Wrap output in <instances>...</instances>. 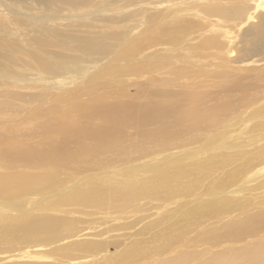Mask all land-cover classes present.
Instances as JSON below:
<instances>
[{"label":"bare ground","instance_id":"obj_1","mask_svg":"<svg viewBox=\"0 0 264 264\" xmlns=\"http://www.w3.org/2000/svg\"><path fill=\"white\" fill-rule=\"evenodd\" d=\"M85 1L91 9L80 1L69 3L71 16L62 17L73 28L67 35L57 27L46 34L34 26L28 35L32 42L26 43L18 31L0 28V86L18 88L0 89L15 101H0V202L25 213L23 199L37 195L46 198L44 206L70 205L87 215L83 226L72 219L59 223L20 214L3 227L0 243L14 247L36 238L33 245L39 248L9 255L8 261L264 264V0L215 2L203 13L191 8L195 0H152L140 9L130 7L137 0ZM165 5L169 10L160 11ZM252 23L257 24L247 28ZM211 25L237 27L247 39L242 47L228 33L197 39L196 32ZM129 27H137L139 36H130ZM21 40L33 47L24 48ZM190 49L193 53H182ZM190 59L204 62L205 70L179 64ZM233 62L243 71L246 67L247 74L234 78ZM221 64L231 65L220 75L233 79L228 84L213 69H226ZM162 69L172 77L168 83L193 81L192 91L129 92L127 80L141 76L155 85V73ZM211 79L216 81L212 88L220 89L209 106L206 97L213 89L202 86ZM248 120L252 124L241 132L249 135L236 136ZM196 143L156 160L151 156ZM205 180L211 181L198 197L210 201L187 209L170 227L163 225L172 213L162 211L157 220L131 232L148 237L121 240L110 234L135 229L145 204L167 207L172 199L181 201L201 189ZM94 215L100 226L114 223L99 229L95 239L81 240V231L94 228ZM53 227L62 234L51 233ZM72 238L78 240L69 242ZM61 240L67 241L43 250Z\"/></svg>","mask_w":264,"mask_h":264},{"label":"rangeland","instance_id":"obj_2","mask_svg":"<svg viewBox=\"0 0 264 264\" xmlns=\"http://www.w3.org/2000/svg\"><path fill=\"white\" fill-rule=\"evenodd\" d=\"M72 1L73 0H68V1L67 0H0V23H2V25L0 24L1 25L0 28L2 30H5V31H12V30L14 32L18 31L22 35V38H23L22 40L26 43L32 42L29 39V36L31 35V29L34 26H37L36 27L37 29L41 30L43 33H46V34L50 33V30L60 28V31L63 33V35H67L68 33H72L73 28L71 26L67 25L70 22L63 20L62 17L71 16V14H70L71 10L69 9V5H71V4H69V3ZM77 1H80V3H78V4H80L83 8L91 9L90 7L86 6V3L88 1L86 2L85 0H76V2ZM98 1H101V0H98ZM124 1H126V0H122L121 2L123 3ZM149 1H152V0H137V3H135V5H130V7H131V9H134V8L140 9V7L146 8L147 3ZM215 2L219 3L220 5H223L225 3H229V0H195L194 4L191 5V8L199 7L200 11H202V13H203V12H205V10L207 11V9L210 7H216L217 4ZM195 3H196V5H195ZM72 4H74V3H72ZM149 6H152V5H148V7ZM153 6H155V5H153ZM130 7H128V8H130ZM167 7H169V6L168 5H165V7L161 6L160 11H163V12L168 11L169 8L167 9ZM72 9H73V7H72ZM123 10H125V9H123ZM237 10H238V8H237ZM73 11L76 15L81 13V12H78V10H73ZM200 11L198 12V15L200 14ZM238 12H239V10H238ZM260 13H264V11L262 10ZM47 15H49V16H47ZM173 15L175 16V14H173ZM24 21H26L27 23L25 24ZM22 22H24V23H22ZM21 24H23L24 26ZM44 24H47V27L43 26ZM253 24H257V23L249 24L247 26V28L251 27ZM43 27L47 30V32H46V30H42ZM55 27H57V28H55ZM136 29H137V27H136ZM136 29L132 30L129 27L128 30H129V32H131L130 36H136V37L139 36ZM115 31L116 30H113L110 32H115ZM104 32H108V31L105 30ZM200 32H202V33H200ZM200 32H196V34L199 33L198 38H197L199 40H202V38L208 34L224 35V33H228L231 38L236 39L234 42L235 46H236V44H238L239 47H242V43L245 42V40L247 39V37L243 36L244 33L239 31L237 27H235V28L229 27L228 28V26H222V25H219V27H213V25H211L207 28L202 29ZM22 40L20 42L23 46H25L24 48L33 47L31 45H27V44L23 43ZM106 41H108V40H106ZM190 50H184V51H182V53L185 55H189V54L193 53V50H191V51ZM235 52H236V50H235ZM87 59H88V61H90L93 59V56H89ZM204 61H206V60H204ZM179 64L186 65L188 67H197L196 69H200V70L204 69L205 70V68L201 67V64H205V63L204 62H197V61H195V59L194 60L190 59L188 61H185V60L180 61ZM233 64L234 65H232L233 67L231 68V70H234V68H235V71H232L233 72L232 75H234V78H235V76L237 77V76H243L244 74H247L246 72L248 71V69L246 67L244 68V71H243L240 67H237L238 64H235V62H233ZM103 65H104V63L102 64V66ZM196 65H199V66H196ZM221 65H226V64H221ZM226 66H227V67H225L226 69L219 68V67H213V69H215V71H217L219 73V75H218L220 77L219 80L223 81V83L228 84V82H232L233 79H230V78L226 79L222 75L223 76V80H222L221 76H220L223 71H225L231 67V65H226ZM263 67H264V65H263ZM101 68L92 70L90 72V74L100 71ZM208 68L209 67L207 66L206 69H208ZM168 72H169L168 70L162 69L160 72L155 73V76H157V74H158L157 78L154 77L156 79L154 81L155 85L152 83L151 84L145 83L144 80L141 78V76H133V78L127 80V85H130L132 83V85L128 86V88L130 90L129 92L131 94L132 93L136 94L137 92L147 91L149 89L150 90H154V89L159 90V89H166V88L170 89V90H174V91H180V89H183L185 91L186 90L192 91V88H190L191 86H189V85L192 84L193 81H191V82L187 81L186 83H184V85H181V84H183V82H180V81H174L171 83L169 81V83H168L166 81V78H168V77L170 79L172 78ZM112 77H109L107 79H110ZM107 79H104L103 81H105ZM20 80H21V77L19 76L18 81H20ZM198 80H197V82H198ZM200 81H202V80H200ZM214 81H212V79H211V81L207 80L206 87H203V86H205V85H203V83H199V82L198 83L201 84V86L203 85L202 88L208 89V91H209V88L211 85H213ZM178 82H180V83H178ZM215 83H216V81H215ZM127 85L124 84V86H127ZM140 85H143L144 87L140 88ZM165 85H167V86H165ZM168 87H170V88H168ZM212 87L213 86H211V88ZM0 89H2V90L7 89V91H14V90H17L18 88L15 85L13 86L12 84H7L6 86H0ZM199 89H201V88H199ZM212 89L213 90H211V92H209L210 93L209 96L206 97L208 100L206 98L202 99V100L205 99L203 102H206V100H207L206 104H208L209 106L215 105V103L217 102L216 96L218 95L220 88H218V89L212 88ZM223 90L224 89H222L220 91H223ZM28 96L31 97V94H29ZM228 97H229V95H225L223 98L219 97L218 102L221 100H224ZM28 99H30V98H28ZM28 99H26V100H28ZM12 100L13 99H9V98L4 97L0 94V101H5V103H8L10 101L11 103L14 104L15 101H12ZM50 102L53 104V101H50ZM186 104L190 105V103L187 101H186ZM1 105L2 104H0V109L3 108ZM204 105L205 104L202 103L201 107H203ZM42 107H45V106H42ZM199 107H200V105H199ZM1 117H2V115H0V118ZM15 121L16 120L13 119L11 123H13ZM252 122H253L252 120H248L246 122L240 123V125H239L240 127L237 130V132H239V131L240 132L238 134H237V132H235L234 134H236V136H239V137H247L249 135V133L243 134L241 131L244 127H246V129H247V127L249 128V126L252 124ZM247 123L249 124V126ZM196 144H192L193 146L191 145L188 147H180V148L174 147V148H171L172 150L169 149L167 151L166 150L160 151V153L155 152V153H152L151 156L156 160L160 156H166V155L168 156V153L170 155V153L172 151H174V149L179 151V150L186 149V148H190V149L194 148V145H195V147L199 146L198 143H196ZM191 152L193 153V150ZM157 153L159 154V156ZM194 158H193V156H190L188 160H193ZM227 168L228 167H226L225 169H227ZM217 174H219V173H217ZM221 175H223L222 172H221ZM209 181H211V180H205L202 183L203 187L201 189L189 191L188 195H186V198L181 199V201L178 199H172V203L167 207H162V206L158 207L157 201L145 204V208L147 210L144 209L145 210L144 212L139 213V216L144 215V218L142 217V220L136 225L135 229H131V230L129 229L127 231L126 230H117V231H115L116 234L114 232H113L114 234L113 233H110V234L117 236V239L122 238L121 240L126 239V236L127 237L131 236L130 239L131 238L141 239L142 237L144 238V236L148 237L149 236L148 233L145 234L144 236L137 234L136 236L133 237L132 235L135 234L134 230L136 231V229L143 228V227H145V225H148L151 222L157 220L160 213L162 214V211H163V213L167 212V211L170 214L172 213L169 220L167 222H165V224L163 225L164 227H166V226L170 227L176 221L177 217L184 214L187 209L191 208L192 206L195 207L200 203H206V202L210 201V200L203 201L204 199H202V197H198L199 195H201L202 192H204L205 188H207V183ZM195 184L197 186H199L200 182H195ZM53 198H54V195L53 196L51 195V197L49 199L52 201ZM23 201H25V206L21 207V209H23L25 211L27 210V212H25V213H22L18 210L13 209L11 207V205H9V204H11L10 202H0V238L1 239H2L1 236L3 235V231H2L3 227H5V225H7L8 223H11L20 214L31 215V216H35V217L49 216V217H53V218L57 219L59 223H65L66 221L64 219H67V220L72 219L70 221L75 220V222L77 224H79V225L81 224V225L85 226L83 220L86 218L87 215H85V213H82V211L78 212L77 208L75 209L73 206L66 205V206H62L60 209L53 207L52 203L48 204V206H44V204L46 205V198L43 199L42 196L37 197V195L36 196L31 195V196L25 197L23 199ZM149 204H150V206H148ZM152 204H154V205H152ZM149 207H150V209H149ZM178 207L180 208V210L177 209ZM227 214L231 215L230 211ZM172 216H174V217L172 218ZM98 217H99V215H98ZM98 217L96 215L92 216L91 226H93L94 228H88V229H84L83 231H81V234H83L82 237H80L81 240L89 239V238L95 239L96 238L95 233L99 229H101L102 227H108L110 224L114 223L111 221V223L110 222L108 223L109 225L103 224V226H100L101 223H99ZM219 219L224 220L225 218L221 217ZM58 229H59V227H55V231H54V227H53L51 229V233H53V231H54V233L56 234L55 236L61 235L62 233L56 232V230H58ZM154 231H155V229H154ZM89 232H92V233H89ZM131 232L133 234H131ZM125 233H127V234L125 235ZM34 239H27V242H25V243H21V242L17 243L14 247L12 246L13 248L11 246H9L7 243H0V264H11V263L30 261V259L25 260V261H24V259L8 261L7 256H9V255L16 256V255H19L20 253L25 252V251H35V249L39 248V247H35L33 244L39 239H36V238H34ZM74 240H78V239L72 238L68 241L70 242V241H74ZM65 241H67V240H61L58 242H53L51 244H47L46 246H44L43 250H46V249L50 250L51 248L60 246V245H62V243H65ZM179 245H183V243H180ZM111 251L114 252L116 250H115V248H111ZM85 260H81V261H85ZM32 261H34V260H32ZM58 262H60V260Z\"/></svg>","mask_w":264,"mask_h":264}]
</instances>
